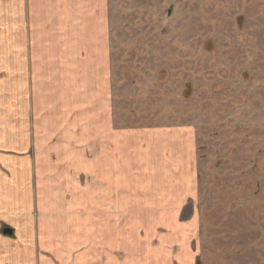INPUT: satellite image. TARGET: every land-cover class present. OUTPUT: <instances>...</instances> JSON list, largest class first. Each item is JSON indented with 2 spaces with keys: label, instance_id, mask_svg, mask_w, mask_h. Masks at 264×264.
<instances>
[{
  "label": "crops",
  "instance_id": "crops-1",
  "mask_svg": "<svg viewBox=\"0 0 264 264\" xmlns=\"http://www.w3.org/2000/svg\"><path fill=\"white\" fill-rule=\"evenodd\" d=\"M107 10L0 0V264L195 256L197 221L179 216L196 199L194 129L123 124Z\"/></svg>",
  "mask_w": 264,
  "mask_h": 264
},
{
  "label": "rangeland",
  "instance_id": "rangeland-1",
  "mask_svg": "<svg viewBox=\"0 0 264 264\" xmlns=\"http://www.w3.org/2000/svg\"><path fill=\"white\" fill-rule=\"evenodd\" d=\"M107 11L123 124L196 135V199L179 215L197 221L195 256L172 264H264V0H108Z\"/></svg>",
  "mask_w": 264,
  "mask_h": 264
},
{
  "label": "water",
  "instance_id": "water-1",
  "mask_svg": "<svg viewBox=\"0 0 264 264\" xmlns=\"http://www.w3.org/2000/svg\"><path fill=\"white\" fill-rule=\"evenodd\" d=\"M186 213V212H185ZM182 216V215H181ZM183 220H184V214H183ZM4 234H8L10 235L12 232L10 230H4L3 231Z\"/></svg>",
  "mask_w": 264,
  "mask_h": 264
},
{
  "label": "trees",
  "instance_id": "trees-1",
  "mask_svg": "<svg viewBox=\"0 0 264 264\" xmlns=\"http://www.w3.org/2000/svg\"><path fill=\"white\" fill-rule=\"evenodd\" d=\"M187 94H188V91H186V92H185V95H183V96L187 97V96H186ZM197 264H199L198 261H197Z\"/></svg>",
  "mask_w": 264,
  "mask_h": 264
}]
</instances>
